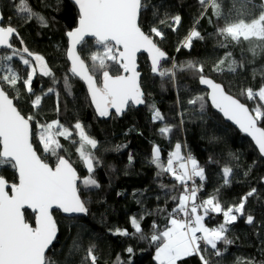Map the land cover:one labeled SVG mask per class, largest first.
<instances>
[{
	"label": "trees",
	"instance_id": "1",
	"mask_svg": "<svg viewBox=\"0 0 264 264\" xmlns=\"http://www.w3.org/2000/svg\"><path fill=\"white\" fill-rule=\"evenodd\" d=\"M0 2L3 24L8 25L10 19L11 25L16 27L20 34V38L12 39L14 47L27 46L33 53L43 55L57 81L53 85L52 77H43L37 72L33 84L36 94L46 92L53 86L56 91L42 96L41 105L33 108V97L26 92L23 84L19 83L20 98L15 101L16 105L26 117L36 114V120L32 122L34 130L37 127L36 121L48 123L57 119L73 130L71 138H58L62 145L58 152L70 159L81 178L87 173L76 151L79 138L74 124L77 120L84 123L88 134L97 139L98 149L95 154L102 161L94 173L101 187L98 190L84 191L81 186L82 198L89 201V214L67 218L59 211L54 212L59 224V235L46 256L51 264H81L90 244L96 245L97 264H114L118 255L123 260H130L131 264H157L154 259L156 245L150 239L141 240L139 235H112L109 229L119 227L132 233L134 229L130 225V218L145 213H148L142 221L145 236L150 237L153 234V224L157 226L158 231L168 226V212L176 204L170 200V196H178L183 189L169 174L156 177L159 169L151 164L150 160L153 146L158 145L161 148V160L166 164L167 154L174 149L177 142L185 145L184 153L191 152L205 167L204 189L198 194L200 199L207 198L219 189L221 203L232 206L238 204L240 198L251 188H257V193L250 197L245 205V216L229 226L227 235L234 243L227 246V253L217 258L209 248L212 264H237V258L254 259L256 264L264 262V184L261 179L264 178V159L251 140L225 122L212 108L206 95L207 91L198 83V75L194 76L191 70L180 68V65L188 60L203 62L206 75L221 82L228 92L250 108L264 103L260 102L258 97L249 101L246 95H240L248 87L256 91L264 84V38L251 37L244 40L241 37L233 41L227 34L219 32L220 28L229 23H237L240 19L245 22L258 19L264 11V0H216L220 4L219 16L215 15L216 10L210 6H202L198 0H151L152 5L156 7V15L153 16L152 7L142 13L145 32L150 25L159 24L160 20L176 14L182 17V22L175 32L165 24L161 26L163 39L153 35V39L169 58L162 62L160 70L172 69L173 61L177 63V67L173 70V75L160 77L158 73L151 72L147 56L141 54L139 69L142 73L145 104L129 105L120 115L110 111L108 117L98 116L87 87L82 80L72 77L69 72L70 64L66 54L68 41L65 33L78 23V8L73 2L63 0L57 5L56 0H28L32 10L48 20L47 27H41L35 18L29 21L19 14L15 10L14 0ZM202 14H205L203 18ZM168 23H171L170 19ZM193 28L201 32L203 39L194 38L191 49H184L183 40ZM20 39L23 40V45ZM177 48L181 50L177 52ZM97 50L102 49H98L95 40H87L86 46H81L80 54L87 64L91 65L90 55ZM3 51L11 52L9 49ZM228 53L231 56L225 59ZM221 60H224V64L221 65L222 70L217 72L215 67ZM231 61L236 62L235 72L230 71L228 67ZM11 63L26 77L28 69L18 58L14 57ZM0 64H4L3 61H0ZM121 72L122 69L118 65L113 64L110 68V74ZM65 75L69 77L72 85L71 95L66 94L63 87ZM101 75L97 74L98 77ZM9 92L10 95H15L11 90ZM195 95H205L203 118L198 104L193 106L187 103ZM178 100L180 104L177 103ZM152 104L165 116L164 121H152ZM166 124L171 126L173 131L162 136L158 130ZM260 126L264 127V122H261ZM118 145L126 147L114 151ZM34 146L43 157L42 145H39L38 138ZM104 149L109 151L105 152ZM129 154L134 156L131 165L128 161ZM209 158L214 162L210 163ZM46 160L54 166L55 157L47 156ZM110 166L114 167L115 171H111ZM224 166L234 169L228 186H223ZM0 175L9 184L18 183L16 171L10 166L0 169ZM161 183L168 188H173V185L176 187L172 192H167L159 187ZM118 192L121 195H117ZM137 200L142 203L138 204ZM158 207L166 210L158 212ZM247 214L255 216L251 226L245 224ZM25 218L34 224L35 214L29 210H25ZM222 220V214H211L205 219V223L212 227ZM129 246L134 249L131 256L125 252ZM218 247L223 248L224 245L221 243ZM183 264H200V261L193 256L184 260Z\"/></svg>",
	"mask_w": 264,
	"mask_h": 264
},
{
	"label": "snow or ice",
	"instance_id": "2",
	"mask_svg": "<svg viewBox=\"0 0 264 264\" xmlns=\"http://www.w3.org/2000/svg\"><path fill=\"white\" fill-rule=\"evenodd\" d=\"M62 2L63 0H56L57 5ZM72 2L78 8V24L65 33L70 42L66 53L71 61L69 72L72 77H78L86 84L98 116L108 117L110 109H114L115 113L120 115L129 104H145V93L140 81L141 73L137 71V53L141 51L148 53L153 74L158 73L160 77L173 75V70L177 67L175 61L172 69L160 70L162 60L169 58L153 39V35L163 39L164 32L161 26L165 24L175 32L182 22L181 15L176 14L160 20L159 24L150 25L145 32L142 13L152 7L153 16L156 15V7L152 5L151 0H72ZM198 2L202 6H210L216 10L215 15H220L218 11L220 4L216 0ZM14 5L15 10L27 20L35 18L41 27L48 26V20L33 11L28 0H14ZM203 15L205 14H202V18ZM169 19L171 23H168ZM219 32L227 34L233 41L241 37L244 40L251 37L264 38V11L258 19H251L249 23L240 19L237 23H229L226 27L220 28ZM14 36L19 38L18 29L11 26L10 19L8 25L3 26L0 15V47L11 50L10 54L0 55V61L8 62L0 64V169L10 166L18 173V183L10 185L11 194L6 191L8 187L6 179L0 175V264H51L46 258V250L53 245L58 234L53 210H61L64 214H89V201L82 198L81 186L84 191L98 190L101 187L94 173L102 161L95 154V150L98 149L97 139L90 136L85 124L77 120L74 124V130L79 138V147L76 151L87 173L81 178L70 159L58 152L62 147L58 138H71L73 130L58 119L48 123L36 121L37 127L34 130L32 122L36 120V114L26 117L17 107L14 101L20 98L19 83H22L26 92L33 97L31 100L33 108H38L42 103V96L51 94L56 89L53 86L46 92L36 94L33 84L37 72L39 71L43 77H52L53 85L57 81L45 57L33 53L27 46L14 47L11 42ZM86 37H93L95 45L102 49L91 53V65L86 63L77 50L78 46H86ZM194 38L203 39L201 32L195 28L188 32L182 47L190 50ZM20 43L23 45L22 39ZM180 50L177 48V52ZM230 56V53L226 54L225 59H229ZM14 57L27 67L26 77L11 63ZM113 64L118 65L122 73L110 74ZM223 64L224 60H221L215 71L220 72ZM235 65V61L229 63L230 71H236ZM180 68L191 70L194 76L198 75V83L210 88L206 95L211 105L250 136L260 155L264 156V127L260 126L261 122H264V103L250 108L240 99L228 94L220 83L214 82L205 74L203 62L188 60L181 64ZM98 73L102 75L98 77ZM63 87L66 94H72V85L67 75L63 78ZM161 87L163 88V84ZM9 90L15 95L10 96ZM240 95H246L249 101L258 97L260 102H264V84L256 91L248 87ZM177 103L181 102L178 100ZM187 103L193 106L198 104L203 118L205 95H195ZM151 119L153 122L165 120V116L155 104L151 105ZM158 131L163 136L171 133L173 128L166 124ZM37 138L39 145H42L43 157L34 147ZM125 147L126 145H118L114 151ZM183 147L185 145L181 142L175 143L174 149L167 154L166 164L161 160V148L158 145H154L151 152L150 163L159 169L156 177L169 174L183 189L178 196H170V200L176 204L168 212V226L158 231L157 226L153 224V234L150 237L145 236L142 226V221L148 214L145 213L130 218V225L134 229L132 233L119 227L109 229V232L119 236L139 235L141 240L150 239L156 245L154 259L157 264H183L184 260L193 256L198 258L200 264H212L209 259V248L217 258L227 253V246L234 243L227 235L229 226L245 216V205L248 199L257 193V188H251L240 198L238 204L232 206L221 203L219 189L207 198L200 199L198 194L204 189L206 170L191 152L182 154ZM103 151L107 152L109 149ZM47 156L55 157L54 166L47 162ZM128 161L129 165L134 162L132 154H129ZM209 162L214 161L209 158ZM110 170L115 171V168L110 166ZM233 173V167H223V186L230 185ZM196 178H199L201 183L197 184ZM159 187L172 192L176 186L168 188L161 183ZM117 195L121 193L118 192ZM136 202L142 203L141 200ZM25 208L35 213L34 227L25 218ZM165 210L157 208L158 212ZM211 214H222V222L212 227L206 225L205 219ZM254 220L252 214H247L245 223L252 225ZM69 227L71 228V225ZM221 243L224 245L223 248L218 247ZM125 252L131 256L134 249L129 246ZM95 253L96 245L90 244L81 264H97L98 256ZM114 264H131V261L123 260L118 255ZM237 264H256V261L237 258Z\"/></svg>",
	"mask_w": 264,
	"mask_h": 264
},
{
	"label": "water",
	"instance_id": "3",
	"mask_svg": "<svg viewBox=\"0 0 264 264\" xmlns=\"http://www.w3.org/2000/svg\"><path fill=\"white\" fill-rule=\"evenodd\" d=\"M71 2H72V0H71ZM77 7V6H76ZM0 15H2V11H1V2H0ZM3 15H2V22H3ZM78 24V23H77ZM3 26H7V25H4L3 24ZM12 26V25H11ZM15 37V36H14ZM14 37H12V39L14 38ZM15 38H17V37H15ZM19 38H20V34H19ZM12 39H11V42H12ZM85 40L87 41V40H95L93 37H86L85 38ZM67 41H68V47H69V38L67 37ZM159 46V45H158ZM67 47V48H68ZM160 47V46H159ZM80 48H81V46H78V48H77V50H78V52L80 53ZM6 48H3V47H0V52L1 51H3V50H5ZM162 49V48H161ZM163 50V49H162ZM164 51V50H163ZM141 54H144V55H146L147 56V58H148V62H149V64H150V66H151V59H150V57H149V55H148V53L147 52H144V51H141V52H139V53H137V71H139L140 73H141V71H140V69H139V56L141 55ZM82 57V56H81ZM167 57H168V55H167ZM83 58V57H82ZM68 59V58H67ZM167 59H165V60H162V62H164V61H166ZM68 62H69V64H70V67H71V61L68 59ZM162 62H161V66H162ZM87 63V62H86ZM161 69V68H160ZM122 73V72H121ZM157 74V73H156ZM78 78V77H77ZM209 78H211V79H213L214 80V82H216V83H220L221 84V86L224 88V90L228 93V94H231V95H233L232 93H230V92H228L227 90H226V88H225V86L221 83V82H218V81H216L213 77H211V76H209ZM140 81H141V87H142V73H141V76H140ZM83 82V81H82ZM84 83V82H83ZM85 84V83H84ZM85 86H86V84H85ZM203 89H205L206 91H207V93L208 92H210V88L208 87V86H206V85H200ZM87 87V86H86ZM142 90H143V88H142ZM11 96V95H10ZM234 97H236L235 95H233ZM208 98V97H207ZM237 98V97H236ZM239 99V98H238ZM208 101H209V103H210V105H211V102H210V99L208 98ZM15 102V101H14ZM242 102V101H241ZM242 103H244V102H242ZM246 104V103H245ZM129 105H132V104H129ZM247 105V104H246ZM134 106H137V105H134ZM212 106V105H211ZM248 106V105H247ZM18 107V106H17ZM212 108L225 120V122H227V123H229V124H231L233 127H235L242 135H244L245 137H247L249 140H251V142L254 144V146H255V148L257 149V151H258V147L255 145V142L252 140V138L250 137V136H248L246 133H244V132H242L240 129H239V126L238 125H235V123L234 122H232V121H230V120H228L226 117H224L223 116V114L221 113V112H219V110L218 109H215L213 106H212ZM127 109V108H126ZM110 111H113V112H115V110L114 109H110ZM23 114V113H22ZM24 115V114H23ZM35 147V146H34ZM259 152V151H258ZM39 154V153H38ZM260 154V153H259ZM263 159H264V156H261ZM16 174H17V176H18V173L16 172ZM262 183L264 184V180H262ZM10 185L11 184H9L8 183V187H6V191H8L9 192V194H11V189H10ZM25 210H29L30 212H32L30 209H27V208H25L24 209V212H25ZM55 211H59V212H61L62 213V211L61 210H53V216H54V219L56 220V218H55V215H54V212ZM33 214H35L34 212H32ZM65 217H67V218H75V217H79V216H82L83 214H64V213H62ZM254 216V215H253ZM254 218H255V216H254ZM245 220H246V218H245ZM255 221V220H254ZM56 222H57V220H56ZM30 224H32L31 222H29ZM246 224V223H245ZM33 225V227L35 226V221H34V224H32ZM246 225H248V224H246ZM253 225V224H252ZM248 226H251V225H248ZM57 227H58V234H57V238H58V235H59V224H58V222H57ZM56 241V240H55ZM55 241H54V243H55ZM53 243V244H54ZM53 246V245H52ZM52 246H50L49 247V249L48 250H46V256H47V253H48V251L50 250V248H52Z\"/></svg>",
	"mask_w": 264,
	"mask_h": 264
},
{
	"label": "rangeland",
	"instance_id": "4",
	"mask_svg": "<svg viewBox=\"0 0 264 264\" xmlns=\"http://www.w3.org/2000/svg\"><path fill=\"white\" fill-rule=\"evenodd\" d=\"M246 23H249V22H246ZM4 54H10V53H6V52H4V51H2V52H0V55H4ZM3 63H8V62H4L3 61ZM39 72V71H38ZM183 150H184V148H183ZM183 154H185L184 152H183ZM207 225V224H206Z\"/></svg>",
	"mask_w": 264,
	"mask_h": 264
},
{
	"label": "built area",
	"instance_id": "5",
	"mask_svg": "<svg viewBox=\"0 0 264 264\" xmlns=\"http://www.w3.org/2000/svg\"><path fill=\"white\" fill-rule=\"evenodd\" d=\"M185 154H187V153H185ZM199 181H200L199 178H196V182H197V184H199V183H198ZM189 184H191V182H189Z\"/></svg>",
	"mask_w": 264,
	"mask_h": 264
},
{
	"label": "crops",
	"instance_id": "6",
	"mask_svg": "<svg viewBox=\"0 0 264 264\" xmlns=\"http://www.w3.org/2000/svg\"><path fill=\"white\" fill-rule=\"evenodd\" d=\"M183 152H184V150H183V148H182V154H183ZM155 256V255H154Z\"/></svg>",
	"mask_w": 264,
	"mask_h": 264
}]
</instances>
